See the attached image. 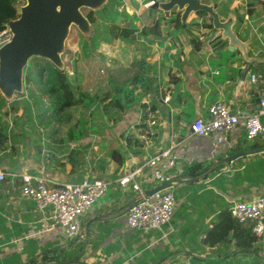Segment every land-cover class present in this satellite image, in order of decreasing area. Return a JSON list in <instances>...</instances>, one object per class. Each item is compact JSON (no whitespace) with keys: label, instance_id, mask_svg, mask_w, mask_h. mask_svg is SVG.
Returning <instances> with one entry per match:
<instances>
[{"label":"crops","instance_id":"0c3cea01","mask_svg":"<svg viewBox=\"0 0 264 264\" xmlns=\"http://www.w3.org/2000/svg\"><path fill=\"white\" fill-rule=\"evenodd\" d=\"M116 1H120L119 12L122 4L130 2L127 17L139 14L140 28L165 16L163 11L151 8L155 0L142 4L137 0L138 7L131 0ZM221 1L227 12L237 13V9L243 12V0ZM245 15L241 24L236 22L235 30L240 38L251 41L248 55L254 61L250 68L239 50H229V43L220 50L213 49L210 41L221 36L218 30L208 35L207 29L195 28L189 34L174 36L177 30L166 26L160 39L141 37L145 45L141 53V71L143 78H152V82L145 80L144 86L140 82L144 91L138 109L142 113L127 111V135H132L133 139L130 144L127 141L126 161L119 165L113 160L119 166L116 177H99L91 173L92 177L109 182L108 193L83 216L81 235L69 240L59 228H50L49 212L38 211L32 200L21 196L20 176L7 177L0 183L1 263L10 260L16 264L18 258L27 263L35 258L36 264H45L44 256L64 245L79 253L80 260L76 259V264H264V239L258 238L248 250L239 249L234 240L217 244L204 240L223 209L238 201L264 195V174L260 170L264 169V165L261 168L264 150L228 160L255 142L264 141V136L247 141L244 126L240 124L225 142L215 146L209 137L194 135L190 128L196 118L207 119L209 106L219 100L236 114L255 112L258 108L264 92L261 74V66H264V4L256 3L253 11ZM119 18L113 20L119 24ZM191 21L201 22L202 18L191 14ZM253 72L261 75V83L252 82ZM153 101L155 109L151 111ZM135 102H138L137 98ZM137 115L141 121L130 127ZM13 147L0 150V170L45 174L59 183L76 182L91 176L80 173L83 165L75 172L69 161L64 167L59 166L64 153L59 152L58 160L46 155L35 162L25 160L19 149L13 150ZM237 148L240 150L234 153ZM166 150H170L168 157L155 167L146 166L151 157ZM196 162L205 164L211 172L196 179L181 177L183 171ZM141 167L137 180L145 191L173 178L172 189L177 197L171 221L149 231L127 226V212L141 198V193L135 191L131 183L126 187L119 183L121 176ZM79 243L83 246L81 251Z\"/></svg>","mask_w":264,"mask_h":264},{"label":"trees","instance_id":"16d2710c","mask_svg":"<svg viewBox=\"0 0 264 264\" xmlns=\"http://www.w3.org/2000/svg\"><path fill=\"white\" fill-rule=\"evenodd\" d=\"M150 3L154 0H149ZM204 2H212L215 5V9L219 12L222 17H227L228 13L225 8H223L225 3L221 0H202ZM19 0H0V31L6 28L9 20L17 18L19 16ZM112 2L110 0L108 5H106L102 10L105 16L112 12ZM256 3H263L264 0H248L246 4L243 5L242 13L237 9L235 13L237 15V22L241 24L245 20V14L247 12H252ZM246 8V9H245ZM98 12V11H97ZM96 11L89 10L87 12V17L92 24H95L98 21V15ZM201 18V22L191 21L189 27L182 32V34H189L195 28H205L208 30V35L215 31L212 18L206 12L197 13ZM114 19V18H113ZM113 19L107 23L104 27V31L96 30L94 35L89 38H84L83 49L87 51V54L94 53L102 42L114 43L116 39H127L129 42H136L141 37H151L153 39H160L164 36V28L166 26H172L178 30L181 26L180 13L173 12L171 17L167 18L165 16L154 19L150 25L144 26L142 28L131 27L130 24L126 26H120ZM209 19V22L207 20ZM136 34V38H132V35ZM212 47L215 50H220L225 48L228 45V40L222 39L221 36L213 38L211 41ZM63 59L66 63L64 69L57 68L49 60L33 57L28 66L25 68L24 73V84L25 91L29 90V93L26 95L25 92L19 94L17 98L12 101H7L2 94L0 93V111L7 108L5 113H11L19 111L22 109L23 113L32 117L34 113V107H43L46 105L45 110L42 114H45L44 125L48 127L52 124L50 130V136L53 138L55 146L66 149L60 150V154L64 153L63 158L59 159L58 154L54 151V148L48 149L47 156L51 159L58 160L59 166L64 167L66 161L70 162L73 166V171L79 169L82 165L80 155L85 154L84 149L81 146H71L74 144L75 140L78 137H86L88 135V130L83 127L78 135L75 133L77 124L71 126L66 135L57 136L59 131V125L68 121L70 118V109L76 106H91L95 101H98L101 109L97 105V109H100L101 112L110 114L113 110L123 112L126 107L132 106L135 104V98L132 93H128L125 96H121L122 87L111 86L104 94H90L83 90V87L78 83V76L81 71V57L80 53L77 51H72L67 47L66 52L63 55ZM142 66V65H141ZM140 66L139 77L136 78L143 82L142 85H146V81L152 82V78L144 79ZM262 76L264 77V66ZM135 79V78H134ZM146 80V81H145ZM37 89L38 93L48 97L47 101H44L40 96L31 88ZM146 90V88H145ZM151 91H153L151 89ZM151 111L155 109L154 101L150 103ZM141 106H146V104H140ZM92 113V112H91ZM16 116L13 123L9 120L3 119L0 115V150L14 146L15 140L18 138L19 134L15 133L11 126L17 127L18 118ZM20 130V129H19ZM124 134L126 142L130 144L133 139L132 135ZM245 140L246 134H245ZM260 140V139H258ZM248 141V140H247ZM89 145V144H88ZM43 145H39V152L43 150ZM127 146V144H126ZM16 146L13 147V150ZM250 149H260L264 150V141H257L252 146L246 150ZM240 148L234 149V153L238 152ZM244 151V150H242ZM109 155L111 159L116 161L119 165H122L125 161V154L121 151L120 148H113L110 150ZM264 164H261V168ZM261 174H264V169H260ZM211 172L208 166L201 162L194 163L191 167L187 168L181 174V177L196 179L201 176L206 175L208 172ZM92 176V175H91ZM209 244L217 243H227L230 241H235L236 246L242 250H248L257 242L258 237L253 233L252 228L246 225H243L235 219L230 211V208L223 209L219 214L217 219L212 223L209 228L207 235L204 239ZM79 251L82 250V244L79 243ZM62 250L63 252H61ZM65 251V252H64ZM50 255L47 254L44 256L45 264H48L52 261H55L58 264H76L80 260L79 253L75 250H68L64 245L60 248L50 251ZM18 263L16 264H36L35 258L29 262H23L18 258ZM0 264H14L12 262L4 260ZM84 264V263H83Z\"/></svg>","mask_w":264,"mask_h":264},{"label":"rangeland","instance_id":"374dc122","mask_svg":"<svg viewBox=\"0 0 264 264\" xmlns=\"http://www.w3.org/2000/svg\"><path fill=\"white\" fill-rule=\"evenodd\" d=\"M25 1L19 0V7ZM131 1L135 7L140 5L137 0ZM141 1L147 2L148 0ZM247 1L243 0V3L246 4ZM119 2L116 0L112 2L114 5L112 6L115 9L106 16L102 12H97L98 21L93 24L95 31H104L105 25L114 17L118 18L119 16L118 23L120 26H126L127 23H130L135 27L138 26L137 28L140 29L141 25L139 24V20L141 16L139 14H133V16L128 18L127 4H130V2L126 5L124 3L125 6L122 4L120 12L118 11ZM88 11L84 9L85 14ZM18 12H20V8ZM139 37L140 39L136 42H129L127 39H116L114 43L102 42L94 53L87 54V51L83 49L84 38L87 37H84L77 27H72L71 35L67 41V47L72 51L80 53L82 61L78 83L83 87V90L90 94H104L111 86H119L122 87V97L127 95L128 92L132 93L138 101L134 105L126 107L123 112L113 110L110 114L101 112L98 101H95L91 106H76L70 109V118L68 121L59 125L57 136H65L68 129L75 124L78 125L75 130L77 135L83 131V127L88 130L86 137H78L74 144L71 145L76 146L77 144L82 148H87V150L84 149L85 154L79 156L83 165L82 169L80 168V173H85V175L94 174L99 177H116L119 172V166L111 159L109 155L110 150L120 148L127 157V142L123 134L127 132V111L138 113L139 115L141 111L138 109V106L144 91V87L140 85V80L136 78L140 74L141 53L145 47L141 41V36ZM31 88L41 99L44 101L48 100V97L40 94V92L38 93L35 87L33 88L31 86ZM24 92L27 95L29 90ZM97 105L100 109H97ZM45 108L46 105L43 107L39 106V108L34 107L35 110L31 118L23 113L22 109L9 114L5 113L7 108L0 111L2 118L12 123L16 116H20L17 127L16 125L11 126V129L19 134L18 138L14 141V146H16V149H19L20 155L25 160L29 159L37 162L42 156L46 157L48 149L50 148H54L56 154H59L60 150H66L55 146L52 140L53 138L49 135L52 124L48 127L44 125L45 114H42V112ZM138 115L136 121L129 124L130 127L141 121ZM39 145H43L41 152L38 149Z\"/></svg>","mask_w":264,"mask_h":264},{"label":"built area","instance_id":"2783aa9c","mask_svg":"<svg viewBox=\"0 0 264 264\" xmlns=\"http://www.w3.org/2000/svg\"><path fill=\"white\" fill-rule=\"evenodd\" d=\"M140 3L144 1L140 0ZM11 38L12 32L7 24L6 28L0 31V47ZM251 80L259 84L262 77L253 72ZM208 114L207 119L196 118L190 128L194 135L209 137L215 146L225 142L228 135L240 124L244 126L248 141L264 136V92L261 93L255 112L232 113L228 105L219 100L209 106ZM169 154L170 150H166L154 155L146 166L155 167ZM141 170L142 167L124 174L119 178V183L124 187L131 183L133 189L141 193V198L132 204L127 212V226L131 229L149 231L161 228L171 221L177 207V197L172 189L173 178L167 181L171 183L168 188L148 194L137 180ZM9 176L13 178L20 176L21 196L32 200L38 211L45 214L49 212L50 228H59L69 240L81 235L83 216L106 196L110 186L107 180L88 175L76 182L59 183L45 174L31 172L17 174L3 170H0V183ZM230 211L239 223L251 227L258 238L264 239V195L248 201H238L230 207Z\"/></svg>","mask_w":264,"mask_h":264},{"label":"water","instance_id":"95a60500","mask_svg":"<svg viewBox=\"0 0 264 264\" xmlns=\"http://www.w3.org/2000/svg\"><path fill=\"white\" fill-rule=\"evenodd\" d=\"M110 0H26L20 6L19 16L11 19L8 26L12 32L10 41L0 47V93L7 101H12L25 91L24 73L33 57L49 60L59 69H64L66 63L63 55L67 50V41L75 26L84 37L94 35L93 24L85 14L84 9L102 10ZM152 9L164 12L165 17H171L173 12L180 13L181 26L174 36L181 34L189 27L191 14L206 12L211 18L215 30L221 31L222 39L228 40L229 50H239L244 60L249 62V68L254 58L248 55L250 40H243L235 30L237 15L228 13L222 18L213 3L202 0H155ZM137 35L133 34L132 38ZM247 73V69L244 70ZM232 113H235L232 112ZM260 149L244 150L233 154L228 160L261 152ZM166 182L148 192L168 188Z\"/></svg>","mask_w":264,"mask_h":264}]
</instances>
